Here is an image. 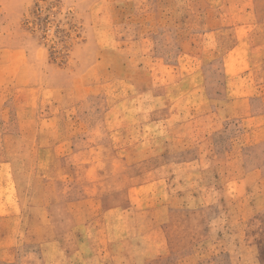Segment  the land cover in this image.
I'll list each match as a JSON object with an SVG mask.
<instances>
[{
	"label": "rangeland",
	"instance_id": "1",
	"mask_svg": "<svg viewBox=\"0 0 264 264\" xmlns=\"http://www.w3.org/2000/svg\"><path fill=\"white\" fill-rule=\"evenodd\" d=\"M257 14L0 0V264H264V135L216 56Z\"/></svg>",
	"mask_w": 264,
	"mask_h": 264
},
{
	"label": "crops",
	"instance_id": "2",
	"mask_svg": "<svg viewBox=\"0 0 264 264\" xmlns=\"http://www.w3.org/2000/svg\"><path fill=\"white\" fill-rule=\"evenodd\" d=\"M239 29L231 45L216 55L222 59L225 74V103L231 105L228 113L253 122L244 136L264 135V14L247 22L246 34Z\"/></svg>",
	"mask_w": 264,
	"mask_h": 264
}]
</instances>
